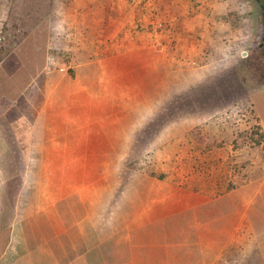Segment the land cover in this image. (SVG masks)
I'll list each match as a JSON object with an SVG mask.
<instances>
[{
  "label": "crops",
  "instance_id": "1",
  "mask_svg": "<svg viewBox=\"0 0 264 264\" xmlns=\"http://www.w3.org/2000/svg\"><path fill=\"white\" fill-rule=\"evenodd\" d=\"M143 1L60 0L62 28L47 37L52 54L62 39L67 61L15 106L12 140L0 130V264H215L239 243L253 184L192 189L209 152H194L196 121L165 107L236 71L210 76L237 38L235 6Z\"/></svg>",
  "mask_w": 264,
  "mask_h": 264
},
{
  "label": "rangeland",
  "instance_id": "2",
  "mask_svg": "<svg viewBox=\"0 0 264 264\" xmlns=\"http://www.w3.org/2000/svg\"><path fill=\"white\" fill-rule=\"evenodd\" d=\"M53 1L54 8L52 0H0V37H5L0 43V130L11 140L13 134L9 130L14 128L15 106H20L22 97H32L30 93L38 88L40 76L46 71L64 67L67 61V54L61 48V38L58 41L57 37L52 39L54 54L49 48L47 35L51 27L60 30L63 25L58 21L63 11L59 6L60 0ZM164 1L167 0H161V3ZM217 1L235 6L230 14L227 13L226 19L228 29L235 32L237 38L232 37L234 43L225 55L218 53L215 56L216 65L210 76L213 79L221 77V71L229 65H235L237 69L231 71L224 85L197 88L201 94L197 97H166L165 107L181 114L184 123L196 121L191 139L197 142L194 149L197 155L203 156L207 139H214V146L221 155L218 159L222 160L221 170L213 175L215 178L218 176L224 180V175L228 176L233 147L239 143L240 148L233 158L249 165L250 173L248 182L237 189L253 184L246 188L244 194L250 207L246 215L247 226L244 232H240L239 245L236 242L229 249V255L224 254L215 264H264V140L258 144V137L250 135L251 132L264 135V57L260 56L259 49L264 45V11L258 0ZM51 58L54 64H51ZM209 73H204L202 80ZM223 90L225 95L221 97ZM208 91L211 93L208 96L216 97H205ZM170 154H165V157ZM203 162L194 167L193 175L198 174ZM15 168L7 167L11 175ZM195 180L199 179L196 177ZM8 236V230H1V241ZM18 264L35 263L33 260Z\"/></svg>",
  "mask_w": 264,
  "mask_h": 264
},
{
  "label": "trees",
  "instance_id": "3",
  "mask_svg": "<svg viewBox=\"0 0 264 264\" xmlns=\"http://www.w3.org/2000/svg\"><path fill=\"white\" fill-rule=\"evenodd\" d=\"M258 2L261 4L262 9L264 11V0H258ZM264 15V13H263ZM260 56L264 57V45L262 44L260 46ZM251 137L255 136L257 139V143H261L264 140V135H259L258 133L253 134L252 132L250 133ZM209 145H211L210 142H208ZM208 144L204 146L206 153L207 151L209 152L207 155V158L204 160L203 164L201 166H199V172L198 174H195L197 176V178L199 180H194L193 182L191 181L190 184H192V189H196L197 191L202 189V185L204 184L206 187H211L214 186V190L216 191L217 194H223V193H227L229 191L232 190H236L238 187L243 186L244 184H246L248 182V175L250 173L249 171V165L247 164H243L242 162H240L238 159H234V154H237V148H240L239 143L233 147L234 148V153H233V157L230 158L229 161V170H228V176L224 175V180L221 178H218V176L215 178L213 176V180L212 179V175L211 173H213V175L217 172V170H221L220 166L222 163L221 161H218V163L216 164V160L214 161L213 158L215 157L214 154L212 155V151L209 150L210 146ZM226 145V144H225ZM227 146V145H226ZM207 148V149H206ZM225 154V153H223ZM209 157V159H208ZM233 158V159H232ZM194 175V176H195ZM208 175V176H206ZM200 178H202V180H200ZM187 185H189V183H187ZM204 187V188H206ZM194 189V190H195ZM10 234V233H9ZM9 242V236L4 239V241L0 240V255H1V249L5 248L8 245ZM2 247V248H1Z\"/></svg>",
  "mask_w": 264,
  "mask_h": 264
},
{
  "label": "built area",
  "instance_id": "4",
  "mask_svg": "<svg viewBox=\"0 0 264 264\" xmlns=\"http://www.w3.org/2000/svg\"><path fill=\"white\" fill-rule=\"evenodd\" d=\"M144 2V4H148V6H150V7H153V6H156L157 4H158V2H160L159 0H144L143 1ZM159 15H158V13L157 14H154V17L155 18H157ZM158 30H160V31H162V30H165L166 28V26H168L167 25V23H165L164 21H162V20H158ZM4 40H5V37L4 36H2V37H0V43H2V42H4ZM0 51H1V48H0Z\"/></svg>",
  "mask_w": 264,
  "mask_h": 264
}]
</instances>
